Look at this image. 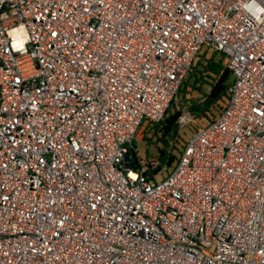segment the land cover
Instances as JSON below:
<instances>
[{
    "label": "built area",
    "instance_id": "built-area-1",
    "mask_svg": "<svg viewBox=\"0 0 264 264\" xmlns=\"http://www.w3.org/2000/svg\"><path fill=\"white\" fill-rule=\"evenodd\" d=\"M205 48L228 103L148 180ZM0 264H264V0H0Z\"/></svg>",
    "mask_w": 264,
    "mask_h": 264
},
{
    "label": "rangeland",
    "instance_id": "rangeland-1",
    "mask_svg": "<svg viewBox=\"0 0 264 264\" xmlns=\"http://www.w3.org/2000/svg\"><path fill=\"white\" fill-rule=\"evenodd\" d=\"M209 60L215 62H222V65L225 67V58L218 53H216L212 48L203 49L195 61V72L197 69L198 72V83H191L192 77L190 76L185 81L184 85L180 92L177 94L173 104L167 111L165 118L169 117L176 112H183L188 107L193 104L202 102L205 98L204 93H207L211 86L210 84L214 83L215 77L207 71V66ZM202 74V75H201ZM201 76V77H200ZM219 110L216 107L211 108V112L208 113V118L198 117L199 123H205L214 119L219 114ZM198 124V122H197ZM160 125L159 124H145L139 131L136 141H135V150L138 153L139 159L142 166L145 170L147 167L152 164L158 166L160 164V151L162 149H167L169 152L174 154L176 158H179V155L183 149V146L186 140L191 136L193 128H190L185 131L178 130V134L173 138H167L168 146H166L165 141H163L160 135ZM169 170L162 169L160 174L157 175V178L161 179L166 175Z\"/></svg>",
    "mask_w": 264,
    "mask_h": 264
},
{
    "label": "trees",
    "instance_id": "trees-1",
    "mask_svg": "<svg viewBox=\"0 0 264 264\" xmlns=\"http://www.w3.org/2000/svg\"><path fill=\"white\" fill-rule=\"evenodd\" d=\"M215 52L225 58L223 54L217 51ZM206 69L209 73H211L215 77V81L214 83L210 84L211 86L210 90L207 93H204L205 98L202 102L193 104L192 106L187 108L199 118L200 116L201 117L204 116L208 118V113L211 112V108L213 107L220 109L219 114L225 109L229 99L228 89L232 81V74L230 70L224 67L222 65V62H215L213 60H209ZM189 76L190 78L192 77L191 83L193 84L198 83L199 77H198L197 69L195 72V62L188 76L184 80L182 86L179 88L178 93L180 92L181 88L185 86L184 83ZM175 98L173 99L171 105L173 104ZM181 114L182 112H176L175 114H172L167 118H164L161 122L155 123L160 125L159 129H160V135L162 136L161 139L165 141L166 146H168V142L165 139L173 138L178 134V130H179L178 119ZM133 146L134 148L130 150V155L134 163V171L140 172L142 169L145 170V168L144 166H142L138 153L135 150V142L133 143ZM159 153H160V164L158 166H154L150 164L147 167V170L144 171V175L148 180L155 181L157 175L160 174L162 169L169 170L170 172V170L174 167V165L178 160V158H176V156L171 152H169L167 149H162Z\"/></svg>",
    "mask_w": 264,
    "mask_h": 264
},
{
    "label": "water",
    "instance_id": "water-1",
    "mask_svg": "<svg viewBox=\"0 0 264 264\" xmlns=\"http://www.w3.org/2000/svg\"><path fill=\"white\" fill-rule=\"evenodd\" d=\"M129 159V156L127 157V160ZM133 167V165H130V168H132Z\"/></svg>",
    "mask_w": 264,
    "mask_h": 264
}]
</instances>
